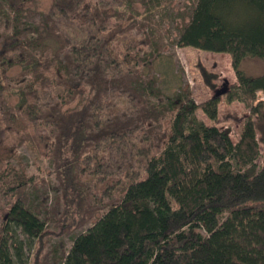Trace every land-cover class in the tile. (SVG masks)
Returning <instances> with one entry per match:
<instances>
[{
    "label": "trees",
    "instance_id": "16d2710c",
    "mask_svg": "<svg viewBox=\"0 0 264 264\" xmlns=\"http://www.w3.org/2000/svg\"><path fill=\"white\" fill-rule=\"evenodd\" d=\"M174 1L0 0V264H46L64 234L61 264H264V73L241 68L264 58V0ZM168 18L179 46L231 55L237 141L198 115L217 120L220 96L164 98ZM23 146L53 165L51 203Z\"/></svg>",
    "mask_w": 264,
    "mask_h": 264
},
{
    "label": "rangeland",
    "instance_id": "374dc122",
    "mask_svg": "<svg viewBox=\"0 0 264 264\" xmlns=\"http://www.w3.org/2000/svg\"><path fill=\"white\" fill-rule=\"evenodd\" d=\"M50 1L26 0L24 5L31 9H43ZM173 4L176 5L177 9L178 0H175ZM141 10H144V7ZM161 23V54L152 63L154 66L153 72L158 76L159 84L164 91V98L177 95L181 91V87L190 90L197 102L212 96H220L217 120L212 121L203 110H198V115L207 124L213 122L219 126L229 127L232 138L237 141L242 124L249 113V108L242 101L228 102L226 99L225 92L233 84L241 82L231 55L229 53L212 52L195 46L181 47L176 42L178 30L174 21L168 18L165 21H161ZM4 26H6V22L0 25V33L3 32ZM1 37L2 34H0V41ZM241 68L247 75L262 74L264 73V58L246 56L242 60ZM204 69L214 75L212 79L214 85L206 80ZM209 76L211 79V75ZM258 97L264 101V91H259ZM20 153L22 155L21 160L29 176L46 173V184L44 186L46 191L43 192L47 193L48 197L46 200L51 203L56 195L54 189L56 178L52 172L53 165L51 161L46 157L39 156L37 152L28 147L23 146L20 149ZM49 228L55 229V224L52 221L49 222ZM22 236L25 238L24 235ZM72 244L73 236L71 234L50 236L47 247L44 250V254H47L46 264H61L63 251H68ZM35 250L36 247L33 246L30 256L31 260Z\"/></svg>",
    "mask_w": 264,
    "mask_h": 264
}]
</instances>
